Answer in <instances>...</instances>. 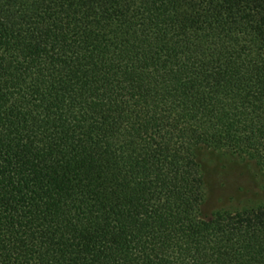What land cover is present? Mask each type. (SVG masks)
<instances>
[{
    "label": "trees",
    "instance_id": "16d2710c",
    "mask_svg": "<svg viewBox=\"0 0 264 264\" xmlns=\"http://www.w3.org/2000/svg\"><path fill=\"white\" fill-rule=\"evenodd\" d=\"M198 148L264 177V0H0V264H264Z\"/></svg>",
    "mask_w": 264,
    "mask_h": 264
},
{
    "label": "rangeland",
    "instance_id": "374dc122",
    "mask_svg": "<svg viewBox=\"0 0 264 264\" xmlns=\"http://www.w3.org/2000/svg\"><path fill=\"white\" fill-rule=\"evenodd\" d=\"M195 156L204 179L203 218L264 205V177L253 162L209 148H198Z\"/></svg>",
    "mask_w": 264,
    "mask_h": 264
}]
</instances>
